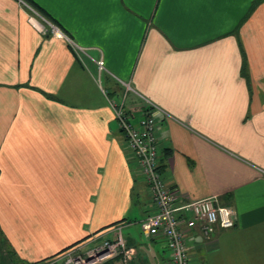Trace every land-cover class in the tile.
Here are the masks:
<instances>
[{
    "label": "crops",
    "instance_id": "0c3cea01",
    "mask_svg": "<svg viewBox=\"0 0 264 264\" xmlns=\"http://www.w3.org/2000/svg\"><path fill=\"white\" fill-rule=\"evenodd\" d=\"M32 1L85 52L0 0V264L113 239L116 224L129 264H172L142 230L148 184L102 91L121 80L168 113L167 184L236 211L207 236L194 224L191 264H264V0ZM126 107L137 122L147 102L130 91Z\"/></svg>",
    "mask_w": 264,
    "mask_h": 264
},
{
    "label": "built area",
    "instance_id": "2783aa9c",
    "mask_svg": "<svg viewBox=\"0 0 264 264\" xmlns=\"http://www.w3.org/2000/svg\"><path fill=\"white\" fill-rule=\"evenodd\" d=\"M19 1L29 6L26 0ZM35 13L40 15L44 22L33 18L40 24L39 29L42 32H46L45 26H49L53 35L65 38L76 50L85 52V49L70 38L58 24L42 16L37 10ZM96 62L99 70L105 69L102 57ZM121 83L125 87L123 94L111 96L108 91H104V94L113 110L118 127L125 134L126 146L136 160L139 174L146 180L150 191L152 210L141 219L142 230L147 235L166 239L172 264H190L187 244L192 236L189 232L194 224L198 222L202 233L207 236L215 231L217 224L223 228L233 227L236 224V211L231 206L219 204L216 195L184 199L178 187L167 184L165 175L159 167L160 142L157 124L158 114L168 113L140 94L130 82L121 80ZM130 91L138 93L147 102V107L140 113L137 122H134L132 112L126 107ZM183 214L191 216L182 218ZM114 231L113 239H104L86 250L82 249L83 245L78 244L57 255L53 263L48 264H102L117 256L121 258L120 264H129L133 257V249L125 244L122 225L116 224Z\"/></svg>",
    "mask_w": 264,
    "mask_h": 264
},
{
    "label": "rangeland",
    "instance_id": "374dc122",
    "mask_svg": "<svg viewBox=\"0 0 264 264\" xmlns=\"http://www.w3.org/2000/svg\"><path fill=\"white\" fill-rule=\"evenodd\" d=\"M19 1V0H18ZM20 2V1H19ZM28 2V1H27ZM21 3V2H20ZM22 5H24L23 3H21ZM28 4H29V6L31 7H29V6H26V5H24V7L28 10V12H29V18H32V22H34L35 23V25L39 28V26H40V24L39 23H37L36 21H34V19L33 18H35L36 20H38V21H40V22H42V23H44L43 21H42V18H41V16L40 15H38V14H36V13H38V12H36L35 13V11L37 10L34 6H32L29 2H28ZM35 10H33V9ZM38 11V10H37ZM39 13L42 15V16H44L40 11H39ZM45 17V16H44ZM42 26V25H41ZM45 29L47 30L45 33H47L48 32V29H49V26H45ZM50 30V29H49ZM102 91H103V93H104V91H108L106 88H102ZM107 93H109V92H107ZM110 95V94H109ZM142 219V218H141ZM140 219V220H141ZM102 242V239H99V240H95V241H92V242H87L86 244H85V246H84V250H86V249H89V248H92V247H94L95 245H98L99 243H101ZM83 242H79L78 244H82ZM128 247V246H127ZM69 248H71V247H69ZM129 248V247H128ZM0 251H2L3 252V250L2 249H0ZM59 255V254H58ZM134 250H133V257L132 258H134ZM190 256V255H189ZM131 258V259H132ZM112 259H116L115 261H116V264H120V261H121V258L120 257H115V258H112ZM111 259V260H112ZM130 259V260H131ZM54 260V257H50V258H45L44 260H41L40 262H38V263H36V264H48V263H50V262H52ZM130 260H129V262H130ZM110 261V260H109ZM109 261H107V262H109ZM53 263V262H52ZM192 263V260H190V264ZM103 264V263H102Z\"/></svg>",
    "mask_w": 264,
    "mask_h": 264
},
{
    "label": "trees",
    "instance_id": "16d2710c",
    "mask_svg": "<svg viewBox=\"0 0 264 264\" xmlns=\"http://www.w3.org/2000/svg\"><path fill=\"white\" fill-rule=\"evenodd\" d=\"M28 1L32 6H34L38 11H40L44 16H46L47 18H49L51 21L55 22L56 24H58L54 18L52 16H50L45 10H43L40 6L36 5L32 0H26ZM59 25V24H58ZM67 33V32H66ZM160 167V166H159ZM161 169V168H160ZM78 243V242H76ZM70 246H68L67 248H64L63 250H61L58 254L62 253L63 251H65L66 249H68ZM56 254V255H58ZM51 257H55V254L52 255ZM50 258V257H48ZM47 258V259H48ZM44 260V259H43ZM103 264H108V262H105Z\"/></svg>",
    "mask_w": 264,
    "mask_h": 264
}]
</instances>
